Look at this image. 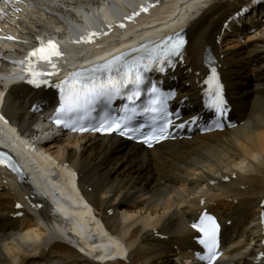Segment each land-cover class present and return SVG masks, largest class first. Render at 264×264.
<instances>
[{
    "label": "bare ground",
    "instance_id": "bare-ground-1",
    "mask_svg": "<svg viewBox=\"0 0 264 264\" xmlns=\"http://www.w3.org/2000/svg\"><path fill=\"white\" fill-rule=\"evenodd\" d=\"M120 1L27 0L22 13L7 18L19 42L0 51V76L6 77H0V91L6 93L3 112L9 123L35 146L26 149L32 156L30 169L38 170L46 162L49 174L78 177L95 215L125 248L99 256L88 239L79 241L69 234L68 225L51 209L52 193L37 177V186H32L0 170V264H196L197 234L190 225L205 209L223 224L221 264H260L264 3L254 15L258 0H153L161 1L153 18L134 28L116 29L100 51L121 52L127 43L134 45L129 50L144 40L183 31L189 42L170 79L185 107V119L202 110L204 65L212 54L221 66L238 123L232 130L165 142L150 150L114 137L59 134L45 127L54 93L34 91L20 78L8 79L5 60L21 57L39 38L63 34L70 25L80 24L81 17L102 15ZM242 9L252 19L250 24L236 17ZM81 54L75 56L78 62H83ZM17 204L23 209L17 210ZM19 212L22 217H16ZM87 221L92 224L90 218Z\"/></svg>",
    "mask_w": 264,
    "mask_h": 264
},
{
    "label": "snow or ice",
    "instance_id": "snow-or-ice-1",
    "mask_svg": "<svg viewBox=\"0 0 264 264\" xmlns=\"http://www.w3.org/2000/svg\"><path fill=\"white\" fill-rule=\"evenodd\" d=\"M184 43V39L178 37L175 43L170 44L166 42L163 46H157L159 51L153 50L146 57L131 61H125L124 57H117L105 65L91 69V74H86L83 71L73 74L69 80L63 82V85L57 86L60 88L61 103L58 110L59 115H57L55 123L61 124L62 117L71 118L73 115L87 113L98 103L107 102L111 104L116 97H122L128 101V104L123 109L125 112H130L133 115L136 114L134 105L140 99L143 85L145 84L143 73L150 71L153 64H159V70L161 72L165 71V65L172 62L171 57L182 55V45ZM47 48L49 50L48 54H45L46 49L42 46L38 51H33L31 55L37 56L39 54L45 60H49L51 55H60L55 43L49 42ZM212 76L216 78L214 68L212 69ZM30 82L34 83V81ZM148 94L150 100L144 108L145 113L152 114L154 118L170 115L164 111V104L158 95L155 84L152 85ZM223 105V99L218 97L215 108L217 113L221 115L225 111ZM122 120L124 121L123 123ZM170 124L171 121L166 120L164 127ZM96 130L109 132L117 130L123 135L126 131H131L132 129L129 127L127 118L124 117L111 124L105 125L102 123L100 128ZM163 131L164 128L161 129L162 134L157 137V140L166 138L163 135ZM151 139V137L146 138L145 143H149ZM149 146H151L150 143ZM205 220L210 221L212 225L210 231L205 227ZM193 227L204 233L206 238L200 239L199 243L207 249L208 255L206 259L209 261V264H212V261L219 255L217 251L219 225L213 218L205 214V219H201L199 225L193 224ZM201 259H205V257H201Z\"/></svg>",
    "mask_w": 264,
    "mask_h": 264
},
{
    "label": "rangeland",
    "instance_id": "rangeland-1",
    "mask_svg": "<svg viewBox=\"0 0 264 264\" xmlns=\"http://www.w3.org/2000/svg\"><path fill=\"white\" fill-rule=\"evenodd\" d=\"M264 20V19H263ZM264 23V22H263ZM243 164L240 163V166H242ZM143 221V219H141Z\"/></svg>",
    "mask_w": 264,
    "mask_h": 264
}]
</instances>
